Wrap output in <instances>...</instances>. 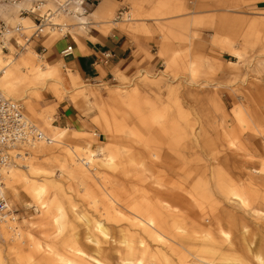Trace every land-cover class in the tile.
I'll list each match as a JSON object with an SVG mask.
<instances>
[{"label": "rangeland", "instance_id": "374dc122", "mask_svg": "<svg viewBox=\"0 0 264 264\" xmlns=\"http://www.w3.org/2000/svg\"><path fill=\"white\" fill-rule=\"evenodd\" d=\"M37 1L40 2L37 3L39 9L36 14L45 15L49 9L54 12L51 22L61 26L69 24L63 12H55L58 9L55 7L65 0ZM10 4V15L1 17L0 11V21L13 28L20 25L19 17L25 16L29 23H22V32L30 36L35 28L33 14H19L23 6ZM263 4L253 0H136L128 9L113 13L109 21L129 14L131 19L122 21L120 28L147 35L151 41V53L162 63L139 68L134 75L117 80L126 94L124 100L104 97L106 108L114 119L109 135L101 133L91 119L98 114L99 99L87 97L94 105L88 114L78 112L71 105L70 95L85 84L76 81L77 88L70 84L68 68L63 65L60 69L64 91L51 80L31 87L16 84L9 92L0 91L9 98L21 97L17 101L24 108L25 116L47 136L49 131L39 119V114L48 112L54 117L52 123L58 125L59 110L69 109V106L81 124L75 128L72 125L67 127L92 134L82 140L68 137L61 142H53L51 145L58 147L60 161L44 167L46 171L51 170L61 184L63 195L59 194L58 201L71 215H87L104 222L118 241L123 228L134 232L128 218L143 205L145 194L153 196L158 190V195L186 215L184 225L174 229L176 239L184 233L196 232L193 235L201 236L204 232H199L200 227L206 230L218 216L223 218L222 222L230 220L227 212L240 217L242 222L239 230L231 227L228 221L224 223L223 229L232 234L233 240L239 238L241 230H246V235L252 240L251 245H257L264 239V235L258 232L264 227V218L253 211L264 213V29L248 24L251 19L261 16L257 6ZM34 5L29 1L25 7L29 9ZM27 25L30 28H26ZM14 32L11 30L5 38L12 40L13 36L22 43L18 33ZM41 34L51 40L62 37L60 30L49 26L42 28ZM34 45L30 42L29 49ZM9 48L13 51L12 46ZM228 49L238 52L240 59L233 58ZM24 52L15 55L19 61ZM3 54L4 62L15 57ZM228 60L237 63L226 64ZM196 61L200 62L201 68L196 67ZM215 61L221 63L213 64ZM18 63L27 73L26 67ZM99 140L109 143L115 150L116 165L107 168L92 163L89 167L93 169H88V172L101 171L93 178L107 198L116 204L120 211L118 216L113 212L105 213L96 191H85V186L72 180L63 168L60 156L63 150L71 152L75 150L76 141L81 146H86L87 141L95 151L99 145H104ZM75 154L78 153L75 151ZM21 161L17 165L22 169ZM217 183L226 188L236 187L242 192V197L249 200V206L242 207L235 197L232 199L230 194L221 191ZM19 190L17 197L5 191L17 215L14 222L18 227L17 234L28 244L27 233H30L39 242L40 250H46V245H51L68 229L59 225V220L52 225L37 222L38 207L32 206L25 191ZM52 196L47 194L44 199ZM93 200L96 203H92ZM76 221L75 231L82 238L81 247L87 251L91 244L84 239V221ZM12 225L8 223V226ZM15 236L18 235L12 237ZM146 242L150 248L158 246L152 240ZM111 244L120 245L117 242ZM190 244L185 241L180 247L184 254L182 258L187 262L197 261ZM2 250L4 264H36V255L39 254L29 248L16 257L7 246ZM107 261L120 264L117 258ZM173 262L181 264L175 256Z\"/></svg>", "mask_w": 264, "mask_h": 264}, {"label": "bare ground", "instance_id": "6f19581e", "mask_svg": "<svg viewBox=\"0 0 264 264\" xmlns=\"http://www.w3.org/2000/svg\"><path fill=\"white\" fill-rule=\"evenodd\" d=\"M68 1L69 7L74 12L73 17H80L77 22L80 23L81 29L85 28L87 19H100L106 15L105 6L100 4L94 12L84 17L77 3L74 0ZM253 2L260 3L264 2V0H253ZM20 3L19 1L13 4V6H19ZM258 11L261 16L251 19L248 24L254 28L264 29V8H260ZM128 19H131L129 14L125 18L121 16L118 20L113 19L109 21L110 26L121 27L122 21H127ZM19 20L20 25L22 23H29V19L25 16L19 17ZM52 24L59 25L56 22H52ZM65 25H60V29H58L62 35L68 29ZM25 27L30 28L29 25ZM107 29L108 27H102L104 31ZM69 31L72 34V29H69ZM72 37L75 39L73 35ZM227 52L233 58L237 59V61L240 59L239 53L233 49H228ZM1 53L0 51V71L2 72V75H0V91L6 90L9 92L11 88H15L17 85L31 87L42 82H48L49 80L54 81L56 85H60V89L64 91L60 69L63 64L46 61L32 47L30 49L28 47L25 50L21 61L15 56L13 57L14 59L4 62V54L1 55ZM18 62L26 67L27 73L21 70ZM199 63V61H196L195 64L198 69L201 68ZM216 63L221 62L215 61L213 64ZM229 63L235 64L237 62L232 60L226 61V64ZM66 70L69 83L77 88L75 74L71 73L68 69ZM119 77L120 74L115 73L110 82L97 83L95 86L92 84L83 85L69 97L71 105L78 112L84 114L90 113L93 108L92 106H94L87 97L92 96L95 99H99L98 101L101 103V106L98 109V114L92 116L91 119L96 127L101 130V133L106 135L111 133L114 119L111 117V112L106 108L107 105H105L104 97L118 101L120 99L124 100L126 97V94L122 91L123 88H120L117 83V80H121ZM11 99L21 100L22 98L12 97ZM139 112L138 115L140 116L141 114ZM39 119L49 131V136L46 134L45 136L57 143L61 142V139L68 137L82 140L92 135L86 130L79 131L67 127L69 125L61 127L52 123L54 117L48 112L40 113ZM93 135L95 136L96 133ZM95 140L98 141L97 139ZM77 142L74 145L75 150H71L70 152L66 149L63 150V155H60L63 160L64 171L72 180L79 181L85 186V191H96L99 200L103 204L105 213L113 212L117 216L120 215L116 204H114L111 198H107L102 188H99L96 183V178H93L96 175L99 176L101 171L96 173L88 172V169H93L89 167V164L91 165L92 163L98 167H114L116 165L115 150L112 149L109 143H105V141H100L104 145H99L95 151L90 148L89 142L86 141V146H81ZM51 144L46 145L44 141L37 142L33 148L29 149L23 155L24 158L20 164L22 169L18 165H13L5 170V189L8 190L12 197L18 196L19 188L25 191L32 201V206L38 207L39 214L37 222L52 225L59 220L61 221V223L58 221L59 225L66 227L68 232L59 239L54 240L51 245H46V250H40L41 246L39 242L33 239L30 233H27V239L30 242L26 244L19 234H17V237L10 236L7 231L8 223H2L0 226V264H4V256H2L3 246H7L16 257H20V254L27 252L29 248L35 253L39 252L36 255V264H57L59 262L63 264H109L107 260L116 258L120 261V264H145L146 262L149 264H174V256L180 260L181 264H264V239L259 240L257 245H251L252 240L246 235V230L239 231L241 233L239 238L233 240L232 234L223 229L226 221H228L231 227L238 230L242 224L240 217L234 214L232 215L229 212L226 213V216L230 220L225 219L222 222L223 218L218 216L206 230L200 227L199 232H204L201 236L193 235L196 232H193V234L184 233L182 235L179 234L181 236L179 239H176L174 229L178 230L184 225L183 220L186 215L179 212L180 208L166 202L161 195H158L160 193L158 190H155L153 196H148L146 193L145 200L142 201L143 205L134 212L133 216L128 218L130 227L134 229V232L123 228L119 232L120 238L116 241L104 222L87 215H71L59 203V194L63 195L62 186L56 181L52 171H46L44 168L45 165L60 161L58 147L55 145L52 146ZM75 151L78 153L77 155ZM100 154L103 156L100 157ZM153 156L158 158L157 154H153ZM262 166L264 167V163ZM217 184L221 191L230 194L232 199L236 198L242 207L249 206V200L242 197V192L236 187L226 188L220 183ZM47 194L50 196L53 195L51 199H44ZM92 203H96V201L93 200ZM253 211L264 218L263 212L255 209ZM77 219L84 221V239L91 244L86 248L87 251L81 247L82 238L78 237L75 231ZM200 225L204 227V224L200 223ZM258 232L264 235V227L258 230ZM146 240H152L158 246L156 248H150ZM185 241L191 243L189 247L195 253L197 261L192 260L187 262L182 258L184 254L180 250V247H183ZM111 242H117L120 245L114 246Z\"/></svg>", "mask_w": 264, "mask_h": 264}, {"label": "crops", "instance_id": "0c3cea01", "mask_svg": "<svg viewBox=\"0 0 264 264\" xmlns=\"http://www.w3.org/2000/svg\"><path fill=\"white\" fill-rule=\"evenodd\" d=\"M12 0H0L1 17L10 15ZM17 1V2H16ZM19 1L21 9H26V3L31 1L35 4L37 0H16ZM92 6L84 14L87 17L98 5L106 8V15L100 19H87L85 28L81 29L80 17H73L65 14L69 24L67 32L55 40L44 37L40 34L33 36L30 42H34V50L41 54L50 63H60L74 73L78 82L97 85V83L110 82L115 73L120 77H130L140 68H150L162 63L161 59H155L150 51L151 41L147 35L124 31L120 27L110 26V16L120 9H128L130 4L136 0H91ZM54 6V2L51 3ZM11 5V4H10ZM55 8H58L55 7ZM264 8V4L257 6V9ZM20 14V12H19ZM14 18H11L13 21ZM102 27H108L106 31ZM69 29H72V34ZM75 37V39L72 37ZM71 46V54L62 56L61 52ZM111 56L107 62H103V53ZM92 97V96H91ZM95 98L93 97V100ZM98 100V99H97ZM62 107V106H61ZM79 118L73 108H61L56 123L61 127L72 125L74 128L80 126Z\"/></svg>", "mask_w": 264, "mask_h": 264}, {"label": "built area", "instance_id": "2783aa9c", "mask_svg": "<svg viewBox=\"0 0 264 264\" xmlns=\"http://www.w3.org/2000/svg\"><path fill=\"white\" fill-rule=\"evenodd\" d=\"M16 0H12L13 5ZM78 7L82 10L83 14L92 6L91 0H74ZM39 9V5L35 4L34 7L29 9H20V14L31 13L33 14L32 23L35 26V30L26 36L22 29V25H16L13 28H8L4 22L0 21V51L5 52L8 55L15 56L26 50L30 44V40L33 36L40 34L42 28L49 26L51 29L54 27L60 29V25L52 24L51 19L54 12L49 9L44 14L36 12ZM56 13H64L73 16V9L69 7V1L65 0L61 5H58ZM121 16H116L120 18ZM15 31L18 33L22 43L15 40L12 36V40H7L5 35ZM65 34V33H64ZM63 36V35H62ZM10 46L13 47V51L10 50ZM71 54V46H67L61 55L67 56ZM103 62H107L110 59L109 53H103ZM44 141L46 145H50L54 141L45 136V133L40 130L37 124L30 121L24 113V108L17 100H12L9 97L4 96L0 93V226L2 223H11L12 226H7V231L12 236L17 235L18 227L14 225L17 220V215L13 207H11L8 201L6 190H5V170L10 166L17 165L19 160H22L23 155L33 148L37 142ZM15 226V227H14Z\"/></svg>", "mask_w": 264, "mask_h": 264}]
</instances>
